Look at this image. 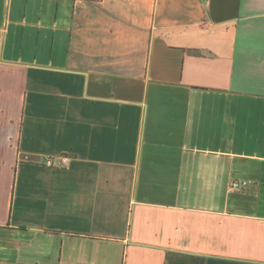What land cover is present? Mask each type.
<instances>
[{
    "label": "crops",
    "instance_id": "crops-1",
    "mask_svg": "<svg viewBox=\"0 0 264 264\" xmlns=\"http://www.w3.org/2000/svg\"><path fill=\"white\" fill-rule=\"evenodd\" d=\"M0 264H264V0H0Z\"/></svg>",
    "mask_w": 264,
    "mask_h": 264
},
{
    "label": "built area",
    "instance_id": "built-area-1",
    "mask_svg": "<svg viewBox=\"0 0 264 264\" xmlns=\"http://www.w3.org/2000/svg\"><path fill=\"white\" fill-rule=\"evenodd\" d=\"M60 159L62 161H67L68 156L67 155H63V156H61ZM44 163L47 166H51V167H53V166H59L61 164L60 161L56 160L54 157H48L44 161ZM248 186H249V182L247 180H237V179H234L230 183V189H232V190L243 191V190H246Z\"/></svg>",
    "mask_w": 264,
    "mask_h": 264
}]
</instances>
